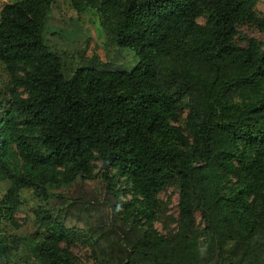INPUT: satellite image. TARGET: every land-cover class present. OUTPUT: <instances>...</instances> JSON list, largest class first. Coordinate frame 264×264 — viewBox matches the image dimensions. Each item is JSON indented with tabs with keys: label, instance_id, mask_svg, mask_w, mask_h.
<instances>
[{
	"label": "trees",
	"instance_id": "trees-1",
	"mask_svg": "<svg viewBox=\"0 0 264 264\" xmlns=\"http://www.w3.org/2000/svg\"><path fill=\"white\" fill-rule=\"evenodd\" d=\"M70 1L107 49L75 65L44 42L55 0H0V216L36 226L0 229V264H77L61 243L82 236L96 264H264V43H235L243 20L264 33L261 0ZM123 48L135 66L109 69ZM175 184L181 233L160 240L139 221Z\"/></svg>",
	"mask_w": 264,
	"mask_h": 264
},
{
	"label": "rangeland",
	"instance_id": "rangeland-1",
	"mask_svg": "<svg viewBox=\"0 0 264 264\" xmlns=\"http://www.w3.org/2000/svg\"><path fill=\"white\" fill-rule=\"evenodd\" d=\"M254 11L261 16H264V0L259 1ZM90 10L88 14H77L70 0H55L52 9L49 13L46 28L43 34L44 42L51 51L65 57L73 64L77 62L84 53L105 52L107 49L104 45L105 37L102 35L98 16ZM200 22H203L200 20ZM238 35L235 38V43L244 46L245 42L241 40V36L255 38L264 43V33H262L255 25L248 20H243L237 27ZM88 44V47H87ZM96 48V49H95ZM123 55L115 60L114 65L109 66V69L123 68L126 70L135 66L137 60L135 54L130 49L123 48ZM108 53V52H107ZM115 53V52H114ZM113 53V55H114ZM94 54V53H93ZM117 54V53H116ZM113 55L108 54L105 61H109ZM7 77L0 67V86L7 83ZM186 111L179 114L177 125H184ZM101 168L99 161L94 163L93 174H97ZM234 181V180H232ZM6 183L0 184V201L6 194ZM178 198L179 189L177 184L170 186L156 194V205L154 216L151 222H145L140 218L139 225L152 227L155 236L160 240H169L177 237L180 233V220L178 216ZM28 210V208H27ZM15 220L19 224L21 231L14 230L7 224L6 219L0 216V229L9 233L32 232L36 229L33 220L27 226L26 213L18 212ZM264 219H261L262 222ZM34 224V225H33ZM97 223H93L96 227ZM86 228L88 225L84 224ZM203 222L200 213L194 214L193 229H202ZM195 234L185 233V239L188 242H194ZM252 241V246L262 247L264 245L263 237L255 238ZM257 242V243H256ZM196 245L197 259L202 253L203 242L199 241ZM61 248L66 251L77 264H96V254L94 255L92 245L87 236H82L78 239H73L70 242H62ZM181 251H184L181 249ZM190 251V250H189ZM19 263H23V258H20ZM141 260H136L132 264H142ZM150 264V263H145Z\"/></svg>",
	"mask_w": 264,
	"mask_h": 264
}]
</instances>
